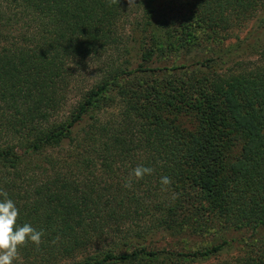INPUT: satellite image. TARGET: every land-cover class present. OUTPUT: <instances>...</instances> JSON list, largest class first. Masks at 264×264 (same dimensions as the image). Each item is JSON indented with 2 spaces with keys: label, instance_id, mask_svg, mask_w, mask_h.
I'll return each mask as SVG.
<instances>
[{
  "label": "trees",
  "instance_id": "16d2710c",
  "mask_svg": "<svg viewBox=\"0 0 264 264\" xmlns=\"http://www.w3.org/2000/svg\"><path fill=\"white\" fill-rule=\"evenodd\" d=\"M170 1L0 0V191L43 232L13 264H193L264 225V46L237 69L223 63L244 39L222 47L264 0ZM138 165L152 174L124 187ZM241 252L221 261L264 264V236Z\"/></svg>",
  "mask_w": 264,
  "mask_h": 264
},
{
  "label": "rangeland",
  "instance_id": "374dc122",
  "mask_svg": "<svg viewBox=\"0 0 264 264\" xmlns=\"http://www.w3.org/2000/svg\"><path fill=\"white\" fill-rule=\"evenodd\" d=\"M171 1L165 0L164 4L166 5L167 3H170ZM177 3V2H176ZM168 8V7H167ZM19 26L15 27L13 30V34H17V28ZM248 38V39H245ZM238 39L243 40L241 43V47L238 46L236 48L230 49L231 53L228 55L229 59L226 63H223L226 67L230 68H236V64L234 65L233 63H237V60H240L241 63H249L253 60L256 59L258 56V52H256V49H254V53L250 54L251 51V46L256 42V44L264 46V11L263 10H258L256 15L250 19L249 21L246 22V24L236 28L233 31V34L231 37L227 38L224 40L222 47L223 48H228L231 44L236 45ZM233 45V46H234ZM210 46L209 44L206 46V49H208ZM212 47L214 49H217L218 46L216 43L212 44ZM207 51V50H206ZM205 55H209L208 52H205ZM227 57V58H228ZM226 58V59H227ZM90 65V68L87 70H84L80 72V76L77 77V87L79 88H73L68 92L67 94V104L64 107V110L62 114L65 115L72 106L76 103V101L81 97V93L83 89L87 88L90 86L95 79L101 74L99 73L97 68L101 67L103 63H97V62H91L88 63ZM48 152L50 153H62L61 149H50ZM218 233H198V234H190L189 236H184L183 238H165V240L162 241V243H159L161 246H164L165 248H174L178 247V249H182L183 251H188V250H193L201 247L210 246L209 244L211 243H216L218 237ZM250 232L246 231H231L230 233L227 234L226 238L228 241H230V247L226 248L224 253L220 254L217 257L210 258L205 261H197L194 262L193 264H223L221 261L222 259H227L230 258V255H235L238 253H242L243 251V242H248L250 239L252 240L254 237H259V236H264V225L260 226L254 233V235H250ZM161 242V241H160ZM108 245V239L105 240H99L98 242L95 243V245H92L88 251V253H93L94 251H97L99 249H102ZM246 249V248H245ZM226 251H228V256ZM86 255V253L83 254V256Z\"/></svg>",
  "mask_w": 264,
  "mask_h": 264
},
{
  "label": "clouds",
  "instance_id": "9594fccd",
  "mask_svg": "<svg viewBox=\"0 0 264 264\" xmlns=\"http://www.w3.org/2000/svg\"><path fill=\"white\" fill-rule=\"evenodd\" d=\"M118 2V0H114ZM129 5H133V0H128ZM153 169L138 165L132 170L129 180L124 187L131 188L132 179L140 180L145 175H151ZM160 183L162 185L171 184L169 177H162ZM0 264H13V261L18 256V248L25 245L29 241L36 246L42 242V231H37L31 225L25 223L23 226H17L19 209L16 204L8 199V194L5 191H0ZM59 239V238H57ZM56 241H53L55 243Z\"/></svg>",
  "mask_w": 264,
  "mask_h": 264
}]
</instances>
